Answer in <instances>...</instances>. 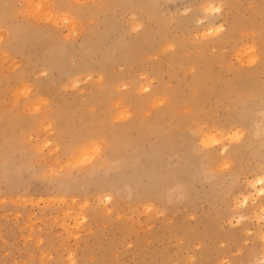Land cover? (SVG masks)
<instances>
[{"label":"rangeland","instance_id":"1","mask_svg":"<svg viewBox=\"0 0 264 264\" xmlns=\"http://www.w3.org/2000/svg\"><path fill=\"white\" fill-rule=\"evenodd\" d=\"M0 264H264V0H0Z\"/></svg>","mask_w":264,"mask_h":264},{"label":"bare ground","instance_id":"2","mask_svg":"<svg viewBox=\"0 0 264 264\" xmlns=\"http://www.w3.org/2000/svg\"><path fill=\"white\" fill-rule=\"evenodd\" d=\"M209 29V28H208ZM211 29V28H210ZM258 184H262L263 183V181H262V179H260V180H258V182H257ZM261 191V190H260Z\"/></svg>","mask_w":264,"mask_h":264}]
</instances>
